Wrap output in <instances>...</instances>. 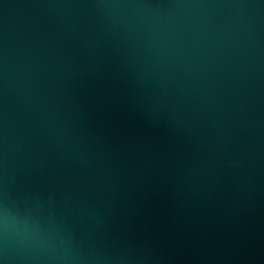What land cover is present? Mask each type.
<instances>
[{
    "label": "water",
    "instance_id": "obj_1",
    "mask_svg": "<svg viewBox=\"0 0 264 264\" xmlns=\"http://www.w3.org/2000/svg\"><path fill=\"white\" fill-rule=\"evenodd\" d=\"M0 264H264V0H0Z\"/></svg>",
    "mask_w": 264,
    "mask_h": 264
}]
</instances>
